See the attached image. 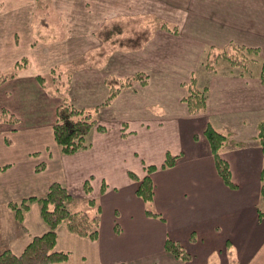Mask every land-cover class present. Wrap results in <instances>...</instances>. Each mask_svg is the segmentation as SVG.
I'll list each match as a JSON object with an SVG mask.
<instances>
[{"label": "crops", "instance_id": "1", "mask_svg": "<svg viewBox=\"0 0 264 264\" xmlns=\"http://www.w3.org/2000/svg\"><path fill=\"white\" fill-rule=\"evenodd\" d=\"M210 1L215 6L206 3ZM98 2L96 16L107 18L99 32H107L106 43L112 45L145 31L136 28L137 17L178 16L177 37L184 38L180 48L187 58L179 60L181 72L174 70L171 75L179 80L185 75V81L194 77L197 87L206 89V105L190 113L181 101L170 111L164 109L168 115L106 121L103 131L94 125L86 148L63 153L52 129L56 108L64 98L77 101L70 94H51L50 87L39 83L38 72L20 71L2 81L1 107L11 111L16 122L0 124V251L18 254L34 235L47 229L37 201L29 204L21 220L8 203L43 195L52 181H58L71 193L72 210L93 213L89 198L99 205L95 238L70 231L65 222L57 226L55 248L69 253L59 264H264V219L258 215L264 211L260 194L264 153L255 137L257 124L264 118V83L259 78L264 59V0H228L223 10L215 9L218 0ZM184 13L191 24L184 20ZM209 14L220 17L216 25L210 24ZM228 15L240 16V26L222 21ZM127 16L137 21L124 20ZM249 17L257 18V29L248 26ZM143 27L149 33L156 30L151 24L149 29ZM228 44L256 47V58L249 65L258 63L259 69L232 67L218 58L215 69L207 70L204 61L211 52ZM191 49L196 55L188 59ZM110 51L94 59L98 66L114 61L110 58L113 48ZM171 75L166 78L173 80ZM184 95L178 92L179 101ZM78 102L92 105L83 97ZM208 123L229 132L220 154L228 163L231 184L219 175L203 135ZM167 152L177 157L173 165L161 167ZM149 164L156 166L149 172L153 196L144 201L136 194L138 179L130 173L142 178ZM148 209L155 215L148 214ZM167 238L179 241L190 258L183 260L166 251Z\"/></svg>", "mask_w": 264, "mask_h": 264}, {"label": "rangeland", "instance_id": "2", "mask_svg": "<svg viewBox=\"0 0 264 264\" xmlns=\"http://www.w3.org/2000/svg\"><path fill=\"white\" fill-rule=\"evenodd\" d=\"M218 2L216 10L228 5V0ZM206 3L215 6L211 1ZM98 4V0H0V84L20 71L38 72L36 77L39 83L50 87L51 94L59 97H62V93L70 94L77 101L72 103L64 101V98L61 103L68 102L88 112L96 125L104 127L108 122L123 118L129 121L149 115H168L164 109L170 111L182 101L183 96L179 101L177 94L187 93L186 82L190 80L185 81V75L180 76V80L171 75L174 70L181 72L180 63L187 58L180 48L184 38L177 37L178 16L169 14L153 17L152 20L137 17L140 23L136 28L145 31L131 36H135V39L116 40L112 45L106 43L107 32H99L107 18L104 20L96 16ZM194 7L195 4H192L189 10L192 11ZM203 9L208 7L204 6ZM198 11L207 13L200 8ZM184 15L186 23L191 24L188 14ZM208 18L213 26L220 20L219 16L212 18L210 14ZM131 19L136 20L128 16L124 20ZM223 19L225 23L229 21L228 25L237 23L240 26V16L228 15ZM150 24L155 26L154 32L141 29L143 26L149 29ZM248 26L257 29V18L249 17ZM200 27L204 29V25ZM112 48L114 54L110 58L114 57V61L98 66L94 59L105 53L110 54ZM195 55V50L191 49L188 59ZM251 56L256 58L255 54ZM259 66L258 63L249 65L252 71L258 70ZM166 74L171 75L173 80L167 79ZM109 79H118L119 88L104 103L109 95ZM82 97L83 100L90 99L92 105L86 107L80 104L78 100L81 101ZM1 103L0 100V124L16 122V116L1 107ZM156 104L161 107L157 108ZM98 120H104L105 125L98 123Z\"/></svg>", "mask_w": 264, "mask_h": 264}, {"label": "trees", "instance_id": "3", "mask_svg": "<svg viewBox=\"0 0 264 264\" xmlns=\"http://www.w3.org/2000/svg\"><path fill=\"white\" fill-rule=\"evenodd\" d=\"M256 53V47L228 44V46L219 50L212 51L205 62V66L209 71L214 70L218 58H224L230 66L246 69L249 63L255 60L251 54ZM259 78L264 83V59L261 61ZM118 81V79H109V95L104 103L108 102L117 92L119 88ZM186 84L188 89L187 93L182 97V101L190 113L198 112L206 105V89L198 88L194 77L190 78ZM94 125H96L95 120L91 118L88 112L86 113L68 102L60 103L57 105L52 125L54 139L63 153H73L89 145L87 135ZM96 128L99 131L104 130V126L99 124L96 125ZM203 135L208 142L219 175L225 183L231 184L228 163L220 154L228 143L229 132L220 131L208 123L203 130ZM255 137L264 153V118L257 124ZM176 157L177 155L167 152L160 166L173 165ZM41 166L42 164H39L37 168L40 169ZM155 167L154 164L147 165V174L142 178L136 177L132 172L130 173L133 178L138 179L136 194L144 201H150L153 196V182L149 172L154 170ZM84 189L86 191L89 190L87 181L84 183ZM260 194L264 199V168H262L260 173ZM70 199L71 193L67 187L58 181H52L43 195L26 196L19 201L9 202L8 206L14 212V216L16 219L21 220L29 204L32 201H37L41 218L47 229L41 234L34 235L18 254L9 249L0 251V264H57L65 261L69 253L55 248L56 228L62 222H65L68 229L72 232L92 239L95 238L99 228V205H96L93 198H89V206H93V209L95 208L93 213H89L88 210H72L69 207ZM146 211L148 214L155 215L149 209ZM258 215L264 219V211H258ZM164 248L177 258L183 260L190 258V254L177 240L167 238L164 242ZM116 264L125 263L118 262Z\"/></svg>", "mask_w": 264, "mask_h": 264}]
</instances>
